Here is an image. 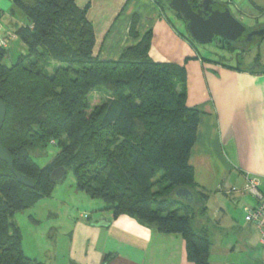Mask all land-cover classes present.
I'll return each mask as SVG.
<instances>
[{
	"label": "trees",
	"instance_id": "trees-1",
	"mask_svg": "<svg viewBox=\"0 0 264 264\" xmlns=\"http://www.w3.org/2000/svg\"><path fill=\"white\" fill-rule=\"evenodd\" d=\"M13 2L26 20L12 31L26 54L7 65L0 46L1 140L14 170L34 187L21 185L0 162V264H42L23 253L13 216L51 196L57 184L49 175L57 167L72 170L76 190L103 201L113 219L128 216L180 236L190 264H210L208 232L193 229L210 194L195 184L189 164L199 112L186 103L184 64L153 61L150 32L116 61L102 60L76 0ZM46 60L53 71L40 64ZM51 145L58 152L41 168L32 157L46 156ZM179 188L196 204L177 200Z\"/></svg>",
	"mask_w": 264,
	"mask_h": 264
},
{
	"label": "crops",
	"instance_id": "crops-1",
	"mask_svg": "<svg viewBox=\"0 0 264 264\" xmlns=\"http://www.w3.org/2000/svg\"><path fill=\"white\" fill-rule=\"evenodd\" d=\"M156 1L161 0H76V5L86 11L93 26L100 59L116 61L124 49L137 45L150 32L149 57L153 61L184 64L186 103L199 112L189 164L195 184L210 194L207 202L220 193V187H240L247 174L260 178L264 193V70L259 64L240 66V48L229 50L221 43L213 42L214 51L203 56L197 45H190L186 29L182 31L169 17L171 11ZM226 6L236 9L234 0ZM25 24L13 0H0V40L13 34L15 26ZM6 49L9 60L26 51L16 36ZM226 58H235V63L226 62ZM245 197L228 198L238 204L245 203ZM203 225L198 221L199 230ZM69 258L70 264H190L180 236L159 234L128 216L113 219L105 208L93 221L80 216L73 222Z\"/></svg>",
	"mask_w": 264,
	"mask_h": 264
},
{
	"label": "rangeland",
	"instance_id": "rangeland-1",
	"mask_svg": "<svg viewBox=\"0 0 264 264\" xmlns=\"http://www.w3.org/2000/svg\"><path fill=\"white\" fill-rule=\"evenodd\" d=\"M252 2L264 10V0H234L236 9L231 8L230 11L244 27L255 28L252 31H257L264 23V13L254 7ZM160 3L163 9L168 11L163 0ZM175 15L169 12V17L178 28L182 31L186 29L188 32L187 23ZM259 38L256 37L245 48L239 49L240 66L247 64L253 67L259 64L258 68L264 70V39ZM213 42L205 45L195 44L203 56H209L210 50L214 51ZM23 52L13 54L11 60L7 59L4 63L9 65L11 62H16L19 55L26 54V51ZM215 53L222 56L218 50ZM225 61L235 63V58L233 60L226 58ZM49 62L53 63L46 60L40 64H49L48 70L53 71V66ZM94 97L96 101L99 99L97 94ZM57 152L58 148L51 145L47 149L46 156L32 158L39 167L43 168ZM245 198L249 205V197ZM246 202L237 204L227 196L217 193L209 203L199 205L205 206L206 210L200 212L198 208L199 212H196V217L193 219V229L199 233L201 230L197 226L198 221L203 222L211 244L210 264H264V246L260 243L261 236L253 224L244 220L243 207ZM103 208H106L103 201L91 199L88 195L76 190L73 172L67 171L65 179L56 185L49 198L41 199L13 216V222L20 233L23 253L42 264H70L69 235L72 232L73 222L80 216H89L93 221L95 214Z\"/></svg>",
	"mask_w": 264,
	"mask_h": 264
},
{
	"label": "water",
	"instance_id": "water-1",
	"mask_svg": "<svg viewBox=\"0 0 264 264\" xmlns=\"http://www.w3.org/2000/svg\"><path fill=\"white\" fill-rule=\"evenodd\" d=\"M168 9L181 16L187 23L188 33L191 39L199 44L205 45L213 42L214 38H221L226 42H235L246 32L244 27L236 20L229 8L216 0H166ZM196 1V5L194 2ZM264 37V29L251 31L248 37ZM8 53V51H7ZM6 116V107L0 101V162L5 164L18 182L26 188L32 189L34 182L31 178L17 173L13 168V161L9 152L3 147L1 140V129ZM66 169L57 167L49 175V180L59 184L65 179ZM174 196L177 200L188 205L196 204L194 195L186 188H179Z\"/></svg>",
	"mask_w": 264,
	"mask_h": 264
},
{
	"label": "built area",
	"instance_id": "built-area-1",
	"mask_svg": "<svg viewBox=\"0 0 264 264\" xmlns=\"http://www.w3.org/2000/svg\"><path fill=\"white\" fill-rule=\"evenodd\" d=\"M227 5L231 0H218ZM15 35L9 33L4 40H0V46L6 47ZM243 184L240 187L219 188L221 194L230 197L234 195L247 196L254 202L253 205H244V220L257 227L264 244V193L261 191V180L255 175H244ZM86 217V216H84Z\"/></svg>",
	"mask_w": 264,
	"mask_h": 264
},
{
	"label": "flooded vegetation",
	"instance_id": "flooded-vegetation-1",
	"mask_svg": "<svg viewBox=\"0 0 264 264\" xmlns=\"http://www.w3.org/2000/svg\"><path fill=\"white\" fill-rule=\"evenodd\" d=\"M164 4L167 5L168 7V1L163 0ZM194 5H196V1L194 2ZM260 29H264L259 28ZM252 30L247 29L246 32L242 35V37L240 39H237L235 42H226L225 40L221 39V38H214V42L216 43H221L224 46H228V47H232V48H240L242 49V47L245 48V46L250 42V41H254L256 39V37L258 36H252V37H248V34L251 32ZM259 38V37H258ZM261 38V37H260ZM259 38V39H260ZM264 39V38H263Z\"/></svg>",
	"mask_w": 264,
	"mask_h": 264
}]
</instances>
